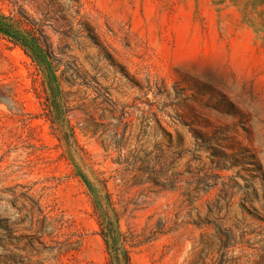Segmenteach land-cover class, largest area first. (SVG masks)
Segmentation results:
<instances>
[{
	"label": "rangeland",
	"instance_id": "1",
	"mask_svg": "<svg viewBox=\"0 0 264 264\" xmlns=\"http://www.w3.org/2000/svg\"><path fill=\"white\" fill-rule=\"evenodd\" d=\"M81 1L115 65L60 54L49 0H0L52 43L73 129L0 35V264H109L92 187L130 264H264V0Z\"/></svg>",
	"mask_w": 264,
	"mask_h": 264
},
{
	"label": "trees",
	"instance_id": "2",
	"mask_svg": "<svg viewBox=\"0 0 264 264\" xmlns=\"http://www.w3.org/2000/svg\"><path fill=\"white\" fill-rule=\"evenodd\" d=\"M49 3L58 6V10L61 12L60 18L67 25V29L62 32L66 42L64 50H60V54L64 55L65 51L71 47L79 48L84 45L95 48L97 56L104 59L107 64L115 65L112 50L92 24L88 14L84 12L81 0H49ZM27 20L29 18L23 13L21 17H13L0 12V35L15 46H19L36 65L44 88L51 98V113L49 115L52 124L56 125L60 131L69 127L73 133V129L69 126V119L64 115L63 107L61 108V105L56 102L58 87L64 73L61 70V74H58L60 69L58 60L60 59L55 54L48 36L43 32L36 31L34 19L29 22ZM77 70L80 69L75 66L74 72L70 76L75 75ZM85 72L89 74L88 71ZM70 83L73 84V82ZM92 193L94 206L101 223L100 234L109 255V264H130V257L122 246L124 238L119 230V214L114 208L112 194L105 191L103 195L93 187Z\"/></svg>",
	"mask_w": 264,
	"mask_h": 264
}]
</instances>
